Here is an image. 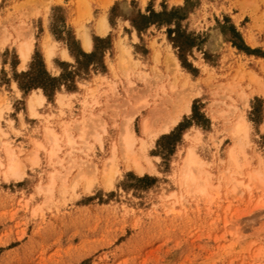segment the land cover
Masks as SVG:
<instances>
[{"label":"rangeland","instance_id":"rangeland-1","mask_svg":"<svg viewBox=\"0 0 264 264\" xmlns=\"http://www.w3.org/2000/svg\"><path fill=\"white\" fill-rule=\"evenodd\" d=\"M45 126L60 136L53 156ZM128 128L151 170L111 153ZM4 142L19 171L0 167V264H264V0H0L3 162ZM190 144L203 193L181 184Z\"/></svg>","mask_w":264,"mask_h":264},{"label":"bare ground","instance_id":"bare-ground-1","mask_svg":"<svg viewBox=\"0 0 264 264\" xmlns=\"http://www.w3.org/2000/svg\"><path fill=\"white\" fill-rule=\"evenodd\" d=\"M75 19V18H74ZM96 24V28H95V30H97V32L98 31H101L102 29H106V21H105V18L104 17H99L98 19H97V22L95 23ZM79 37H80V39H81V44H82V46L84 47V49H90L91 48V43H92V41H91V38H90V35H89V33H88V31L86 30V29H83V30H81L80 32H79ZM250 35V34H249ZM248 34H246L245 36H246V38H248V36H249ZM43 38V37H42ZM251 38V36L248 38V39H250ZM25 40V39H24ZM29 40H31V38L29 39ZM44 42L42 43L43 44V47H44V56H45V61H46V63L49 65V66H51L52 65V60H51V56L53 55V53H54V45H53V42H54V40H51V37H50V35L46 32V35H45V38H44ZM47 40H48V42H47ZM251 40V39H250ZM118 45V44H117ZM18 49H19V56H20V58H21V64L22 65H24V64H26L27 62H28V60H29V58H30V56H31V53H32V45H31V42L30 41H25V42H21V43H19L18 44ZM62 49V48H61ZM120 50H122L123 52H128V50H127V48L125 47V46H122V49H120ZM61 52L60 53H62V55H64L65 57L67 56V52L65 51V49H62V50H60ZM122 51H120V52H122ZM124 54V53H123ZM127 56V55H126ZM121 57V56H120ZM122 58V57H121ZM123 60H124V58H122ZM126 59V58H125ZM128 59V58H127ZM126 59V60H127ZM130 59H131V57H130ZM168 59V58H167ZM172 60V59H171ZM167 61V60H166ZM170 61V60H169ZM125 62V61H124ZM168 62V61H167ZM175 63V62H174ZM174 65H176V63L174 64ZM110 69L111 70H113L114 69V67H113V65L112 64H110ZM30 94H29V96L27 97V104H26V106H27V108H28V111H29V113H30V115L31 116H37V114L39 115V112L36 110V108H35V106L36 105H41L42 103H43V100H44V98H45V96L43 95V94H40V93H37L35 90H32L31 92H29ZM63 97H64V94L63 93H60L59 91L56 93V100L58 101V103H62V101H63ZM187 100L181 105V106H183V107H181V108H183L182 110H184V111H187V112H189L190 111V106H189V99L188 98H186ZM184 100V99H183ZM176 110L177 109H175V112H176ZM179 111V110H178ZM172 112V111H171ZM180 112V111H179ZM154 113V112H153ZM151 114H152V112H151ZM175 114V113H174ZM173 114V115H174ZM177 114V113H176ZM153 115V114H152ZM168 115V114H167ZM166 115V116H167ZM151 116V115H150ZM149 116V117H150ZM166 116H165V118H166ZM148 117V120L151 118H149ZM169 117V116H168ZM171 117H172V115H171ZM178 118H179V115L177 114L175 117L173 116V118H169L168 120L169 121H167V118H166V120H164V121H167L166 123H164V121H162V124L160 125V126H157V128H158V130H156V129H154V131L156 130L157 131V133H161V132H167V131H169V129L172 127V126H174L176 123H177V120H178ZM145 118H143V122H141V124H142V128H141V130H142V132L144 133V132H146L147 131V122H145V120H144ZM240 119V118H239ZM84 122V121H83ZM149 123V122H148ZM235 127L234 128H232L233 130H232V132H233V134L235 133V134H238V133H243V135L244 134H246L247 133V122H246V120L245 119H240V121H237V123H236V125L235 124H233ZM149 127H150V125H149ZM124 128H126L125 126H124ZM45 133H46V137L48 138V140H49V142H50V144L52 145V149H49L48 150V152L50 153V156H53L55 153V151H57V149L59 148V141H60V136H59V134L57 133V132H55L51 127H49V126H45ZM152 131V130H151ZM154 131H152V132H154ZM125 132V133H124ZM123 135H122V137L120 138V140L117 142V145H113L112 146V150H111V153L113 152H115V150H116V148L118 147V149L120 148V153H122L125 157L123 158V159H126V164H128V161L131 163V165L130 166H132V168L136 171V172H138V173H143L145 170H151V167L149 166L150 165V163L149 164H145V162L147 161V159H145L146 157L144 156V159H145V162L144 163H142V162H140L139 160H138V158H140V157H142V156H140V154H138L139 155V157L137 158V156H136V146L138 147L139 146V143L141 142V140L140 139H136L135 138V136H134V134H133V132H132V130L130 129V128H128L126 131H123ZM65 135H67V134H65ZM149 135H151V134H149ZM68 136V135H67ZM237 136V135H236ZM154 137V136H153ZM194 137V136H193ZM241 137H243V136H241ZM195 139H196V137H194ZM237 138V137H236ZM238 139V141H240V142H238L237 141V143L239 144L240 143V147H239V145H238V147H237V144H236V147L239 149V148H242L241 147V140H239V139H241L240 138V135H239V137L237 138ZM137 140H140V142H138V145H136V143H137ZM144 140V139H143ZM142 140V141H143ZM67 142L68 143H70V142H72V140H71V138H69V137H67ZM236 142V141H235ZM4 144V147H5V154H6V160H5V162H3L2 160H0V167L1 166H5L6 167V170L7 171H5V173L7 172L10 176H16L17 174H18V171H19V161L17 160V157H16V155H15V153H14V151L11 149V148H8L7 147V144H6V142H4L3 143ZM142 144L143 143H140V146L139 147H142ZM38 145V147H41L42 145H41V143H38L37 144ZM233 145V144H232ZM231 145V146H232ZM230 146V147H231ZM51 147V146H50ZM138 147V148H139ZM139 151L141 150V148L140 149H138ZM137 150V151H138ZM185 151H186V153L184 154V164L182 165V163H181V167H183L184 166V168H182L183 170H182V173H183V175H181L182 177V179H181V184L183 183L184 184V186H185V184L187 185V184H192V186L193 187H195L196 188V190L195 191H197V189L199 190V191H202V193L204 192V191H207L206 189H205V187L206 186H208V185H206V186H204V183L202 182V181H200L201 179V177H200V174H199V180H197V178H196V175L194 176V172H193V169H195V167H196V169H199V170H201V172L202 171H204L203 170V166L206 164V162L200 157V155H199V153L197 152V150H196V148H195V146L193 145V144H190V145H188L186 148H185ZM230 152L228 153L230 156H229V158H231V160L234 158L233 157V152H234V146H232V148L229 150ZM236 151V150H235ZM70 152V151H69ZM122 154H119V155H122ZM113 155H115V154H113ZM113 155H112V159H113ZM235 155H236V152H235ZM141 159H143V158H141ZM143 159V160H144ZM183 160V159H182ZM35 161V160H34ZM112 161V160H111ZM111 161L109 162V164L111 163ZM114 162V161H113ZM146 163H148V161L146 162ZM128 166V165H127ZM152 166V165H151ZM107 168H105L104 167V169H103V171L105 170V169H107L106 171H107V173H106V171H105V174H108L109 173V171H113L112 169H111V167H109L108 165L106 166ZM153 168V167H152ZM110 169V170H109ZM180 169V168H179ZM257 171H258V169H256ZM195 171V170H194ZM115 172V171H114ZM114 172H112V173H114ZM197 172H199V173H201L200 171H197ZM6 173V174H7ZM104 173V172H103ZM196 173V172H195ZM203 173V172H202ZM205 177H206V174H207V172H206V170H205ZM255 173V172H254ZM7 174V175H8ZM53 174H51V177H53L52 176ZM111 175V174H110ZM204 175V174H203ZM252 175H254V177H256V175L257 174H252ZM19 176V175H18ZM112 176V175H111ZM110 176V177H111ZM107 178L108 177V175H106V176H104L103 175V179L104 178ZM179 177V176H178ZM205 177H203L204 178V180H205ZM253 177V176H252ZM206 179H208V178H206ZM51 180L52 179H50V184H51ZM179 180V179H178ZM53 181V180H52ZM106 181V180H105ZM108 181V180H107ZM207 181V180H206ZM179 182V181H178ZM207 182H209V181H207ZM207 182H205L206 184H207ZM53 183V182H52ZM179 184H180V182H179ZM209 184V183H208ZM183 186V185H182ZM191 186V185H190ZM194 188V189H195ZM201 193V192H200Z\"/></svg>","mask_w":264,"mask_h":264},{"label":"crops","instance_id":"crops-1","mask_svg":"<svg viewBox=\"0 0 264 264\" xmlns=\"http://www.w3.org/2000/svg\"><path fill=\"white\" fill-rule=\"evenodd\" d=\"M91 47H92V43H91ZM91 49V48H90ZM90 49H88V50H90ZM87 50V49H86ZM66 51V50H65Z\"/></svg>","mask_w":264,"mask_h":264}]
</instances>
